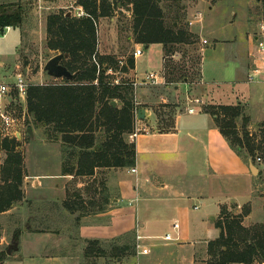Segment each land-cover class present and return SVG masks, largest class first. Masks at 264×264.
<instances>
[{
  "label": "rangeland",
  "instance_id": "obj_1",
  "mask_svg": "<svg viewBox=\"0 0 264 264\" xmlns=\"http://www.w3.org/2000/svg\"><path fill=\"white\" fill-rule=\"evenodd\" d=\"M2 1L0 0L1 3H5ZM30 2L31 10L38 9V0H30ZM77 5L75 1L72 6L68 5L62 8L51 9L50 12L45 13V16L43 14L41 17L36 13V16L31 17V19L29 18V22L24 26L26 33L22 38L21 44L19 42V33L16 29L7 32L6 35H3V31L0 30V61L3 62L0 65V82H13L18 71L24 72L25 78L29 83L42 84L62 81L63 77H53L44 70L47 60L58 52L51 50L47 46L46 17L49 13L60 10L74 14L76 10L75 6ZM161 6L167 24L174 23L175 26L184 28L191 33V42L179 45L178 50L173 55L164 58V62L166 59L172 60L177 64L183 63L184 67L192 75L191 80L194 81L191 87L194 88L193 91L195 92H192V94L202 98L204 105L234 102L233 96L227 91L228 89H224L225 87H217L213 86V84L206 85L201 82L202 80L200 81L201 66L203 68V75L211 81L220 80L219 75L222 73H224L223 77L225 80L234 78L232 60L238 62L240 67L246 68L248 64V38L249 35L253 36L260 31V24L264 19V0L162 1ZM198 12L201 13V17L198 16L201 19L196 17ZM44 17L45 22H43ZM190 21L193 23H190ZM131 23L132 13L130 5L122 7L118 3V6H114L110 16L99 17L98 52L100 54H115L121 60H126L136 46L139 45L142 47L144 53L142 52L143 55L137 59L138 71H145L147 73L153 71L158 73L161 70L164 79H166L165 67L159 70L162 63V54H164L162 53V45L154 43L150 47H144L141 44L134 43ZM204 39L207 40V43H204ZM19 44L20 50L18 51ZM220 57L222 61L218 63L217 61ZM225 63H228V65ZM25 68H28V72L24 71ZM113 74L117 78L128 76V74L121 72ZM250 77L248 76L247 79L249 80ZM134 79L136 80L135 77ZM196 86L197 89H195ZM137 87L139 85L135 87V92L139 94L140 90ZM239 94H242V92ZM176 98H180L181 102L183 100L180 93ZM4 100L7 103V100ZM6 109L21 119L18 123L20 132L18 149L22 154L24 175L22 190L24 197L11 211L16 215H21L20 221L16 222L15 217L8 218V216L0 215V258H8L3 264H18L16 257L19 258L24 255V247L28 244V241L35 238L34 236L37 232L42 233L41 231H44V228L39 226V224L47 223L46 215H44L46 209L50 212L51 218L49 223H47L50 226L46 228L48 231L49 229L53 231L54 234L50 236L44 235L40 240L38 239V249L40 250H33L32 252L43 253L44 249L54 242L60 244V249L62 248V250L69 252L67 255L71 258L70 260H75V263L71 261L72 264H120L116 255L110 254L112 251L111 244H115L117 240L127 245L126 256L132 255L135 230L139 225L136 219L132 221L131 215L127 214L128 223L125 226V230L120 232V235L97 239L98 243L95 244L89 243L88 237L87 240H85L86 238H81V242L77 241L76 238L72 237L74 231L70 230L75 224V220L81 219L82 215L89 214L95 210H106L116 205L114 196L118 192L115 184L120 176L113 173L111 168L100 167L96 169L95 174L86 175V177L84 175H73L67 181L65 178H54L55 175L61 174L62 169L61 142L47 140L44 128L41 125L28 122L30 115L26 107L25 98L8 104ZM161 110L164 109L162 108ZM170 120V117H165V121L170 122ZM29 128H31L32 134L28 132ZM248 128L252 132L256 131L255 125L253 123L250 124V119L248 121ZM129 139L133 140L130 136ZM225 159L226 163L222 165V170L226 172L239 171L235 160L227 156ZM250 160L255 165L259 164L252 158ZM48 175L50 177L46 178L45 176ZM122 176L127 177L128 175L125 172ZM252 180V194L249 201L242 203L243 200H235L228 196L222 199V206H226L233 213H239L246 207L250 208V213L243 219V222L248 226L258 222L264 223V169L254 174ZM56 182H59L58 187H56ZM241 182V186L247 185L245 178H242ZM223 187V192H226L227 189ZM79 193L83 200L94 198L96 200L94 206H91L87 201H80ZM239 193L243 194L242 191ZM104 196L108 197V201H104ZM66 199L76 201L72 205L75 207L73 211H69L63 204ZM190 203L201 204V201L192 199ZM126 205L127 202L125 201L121 207H126ZM209 206L206 203L205 205H201L200 209L193 210L192 212L201 214L202 218L208 220L209 224V219L206 218L204 213L205 208L209 209ZM31 212H37V215L30 221L28 216ZM40 213L42 214L40 215ZM94 214L95 212L90 214L91 217H88L92 219V222H95V217H92ZM213 216L214 218H211V222L214 224L220 216V211ZM55 219L56 221H54ZM88 222L90 221L88 220ZM15 227L18 230L17 240L19 249L13 250L12 254L8 255L6 249L14 239L13 230ZM210 227L213 229L211 225ZM57 228L58 230H55ZM214 231H217V229L215 228ZM140 232L147 235L142 230ZM209 234L210 231H206V229L202 232V236L204 237ZM69 235L71 236V240L68 238ZM205 239L200 238L201 241L195 242V244H198L196 249L197 264H206L205 261H207L205 259L203 262L201 261L202 257L205 256L204 246L207 244ZM84 240L85 242H82ZM164 241L166 240L162 238H146L145 244L149 247L150 252L147 255L138 257L140 264H146L147 262L150 264L149 259L154 257L157 250L161 248L158 245ZM176 242L175 239L168 241L169 244H176ZM90 244L93 251L88 250L87 255L83 256L85 249L87 250ZM95 248H103L105 250L104 254H100L102 252L98 250L95 252ZM136 260L137 258L135 257L133 262ZM259 263L257 261L254 264Z\"/></svg>",
  "mask_w": 264,
  "mask_h": 264
},
{
  "label": "trees",
  "instance_id": "obj_2",
  "mask_svg": "<svg viewBox=\"0 0 264 264\" xmlns=\"http://www.w3.org/2000/svg\"><path fill=\"white\" fill-rule=\"evenodd\" d=\"M162 1L180 0H76L83 14L60 10L47 15V46L64 54L61 63L75 73V77L30 83L25 101L30 115L28 122L41 125L47 140L61 142V174L93 175L100 167L135 166L136 144L129 139L135 130L138 108L132 84L135 57L132 52L120 64L117 55L98 52V19L110 16L118 3L122 7L130 5L133 42L144 47L160 43L163 58L169 57L179 45L191 42V33L174 23L167 24ZM23 21L22 4H0V30L6 26H21ZM164 67L165 85L174 86L192 78L183 63L165 59ZM109 70L128 76L116 81L117 77ZM205 111L214 117L220 132L240 156L246 160H255L258 154L264 156V121L256 126V131H250L249 118L240 103L208 104ZM18 146V138L3 136L0 132V215L15 217L16 222L20 221V214L5 213L24 197L22 154ZM83 201L91 206L96 203L94 198ZM104 201H108L107 196ZM75 202L66 199L63 204L73 211ZM249 213V207L239 213L221 207L215 221L219 235L207 243L206 264L264 262V223L246 225L243 219ZM13 231V240H17L16 227ZM89 241L98 243L97 239ZM91 244L84 254L93 251ZM133 248L134 244L132 254L135 253ZM97 250L102 255L105 252L103 248H95V252ZM111 250L110 254L116 258L127 255L124 243L111 244Z\"/></svg>",
  "mask_w": 264,
  "mask_h": 264
},
{
  "label": "crops",
  "instance_id": "obj_3",
  "mask_svg": "<svg viewBox=\"0 0 264 264\" xmlns=\"http://www.w3.org/2000/svg\"><path fill=\"white\" fill-rule=\"evenodd\" d=\"M75 1L38 0V9L31 10L30 0H3L2 2L5 3L0 2V4L20 3L24 9L23 24L15 27L10 26L9 29L4 28L3 35L16 29L21 44L26 33L24 26L31 17L36 16V13L40 17L43 14L45 16L51 9L72 6ZM75 7L74 14H77L82 8L78 5ZM43 22H45V17ZM247 43V69L240 67L238 62L232 60L234 78L225 80L224 73H222L219 75L220 80L211 81L203 75L201 66L200 81L202 80L201 82L206 85L213 84V86H222L225 87L224 89H228L227 91L230 92L235 101L226 103H240L244 107L246 115L249 116L250 124L253 123L256 127L264 121V50L260 51L258 48L260 43L264 44V34L258 31L253 36L249 35ZM137 59L138 57L135 58L134 72L136 80H139L146 77L148 73L138 71ZM221 61L220 57L217 62L221 63ZM2 64L3 62L0 61V65ZM225 64L228 65V63ZM163 67L164 58L162 54L159 70ZM24 71L28 72V68H25ZM157 74L164 78L161 70ZM248 76L252 78L250 77L248 80ZM192 84L194 81L188 80L180 81L174 86L144 83L137 87L140 90L139 94L135 92L136 104L138 105L135 121L137 135L133 138L136 144L135 166L137 173L130 172L129 168L111 167L113 173L120 176L115 184L118 192L114 196L116 205L106 210L92 211L91 213L95 212L92 215L95 217V222L88 218L91 217V213L82 215L81 219L75 220V224L70 230L74 231L72 237L76 238L77 241L81 242V238L87 240V237L89 239H101L107 236L120 235L128 223V214L131 215L132 221L133 219L138 221L140 230L149 236H162L171 232L176 237V244H169L168 241H164L158 245L161 248L157 250L153 258L149 259L150 264H197L196 249L198 244L195 242L201 241L200 238H206L205 241L208 243L209 240L219 235V229L215 223L211 222V216L219 213L223 203L222 199L228 196L235 200H243L242 203L250 200L252 177H254L249 165L251 160L250 158L244 159L229 145L215 124L214 117L205 111L207 104L195 105L196 110L194 112L188 110L194 104L189 100L195 97L192 94L195 92L193 91L194 88L191 87ZM240 92L242 94H239ZM179 93L182 95V102L180 98H176ZM162 108L164 110H161ZM165 117H170V122L165 121ZM226 156L237 162L239 171L226 172L221 169L222 165L226 163ZM256 166L258 173L262 168L259 164ZM125 172L128 176L121 177ZM45 177L48 178L50 175ZM72 177L71 174H59L55 175L54 178H65L67 181ZM242 178H245L246 186H241ZM58 186L59 182H56V187ZM223 186L227 189L226 192H223ZM241 191L242 195L239 193ZM138 192L140 194L139 200L130 204L129 202L137 196ZM192 199L200 200L201 204L190 203ZM122 201L127 202L126 207H121ZM206 203L210 205V208H205L204 212L206 218L209 219V224L208 220H204L201 214L192 212L200 209L201 205ZM238 206L240 205L238 204ZM12 209L6 211L5 214L12 213ZM35 215L37 212L29 213L28 219L31 221ZM44 215H46L45 218L49 223L51 218L47 209ZM175 221L179 223L178 230L172 228ZM47 223L39 224L44 228V231H41L42 233L35 232V238L29 240L24 247V255L19 258L16 257L18 264H72L71 261L75 263V260H70L71 258L67 255L69 252L60 249V244L54 242L45 248L43 253L32 252L33 250H40L38 249V239L40 240L44 235L54 234L53 231L50 229L48 231L46 228L50 226ZM215 228L217 231H214ZM205 229L206 231L209 230L210 234L204 237L202 232ZM68 238L71 240L70 235ZM120 243L116 240L115 244ZM57 248L59 249L57 250ZM204 253L202 262L208 258L207 244L204 246ZM7 259L0 261V264H3ZM134 259L133 253L129 256L118 257V262L120 264H132Z\"/></svg>",
  "mask_w": 264,
  "mask_h": 264
},
{
  "label": "built area",
  "instance_id": "obj_4",
  "mask_svg": "<svg viewBox=\"0 0 264 264\" xmlns=\"http://www.w3.org/2000/svg\"><path fill=\"white\" fill-rule=\"evenodd\" d=\"M83 9H80V11L77 13V15L83 14ZM201 17V13L198 12L196 14V17ZM198 17V18H199ZM201 19V18H199ZM190 23H193L190 21ZM10 26H6L5 29H9ZM260 33L264 34V19L261 21L260 24ZM204 43H207V40L204 39ZM258 48L260 51L264 50V44L260 43L258 45ZM142 47L137 45L136 48L133 50L134 57H139L142 55ZM123 63V60L120 61V64ZM109 72H112V70H109ZM118 73V72H115ZM119 78H116V81H118ZM149 83V84H166V81L163 77L158 75L155 72H150L147 74L146 77L141 78L139 80H134L132 82L134 88L140 84ZM30 83L26 80L24 72L18 71L15 75V79L13 82H0V132L3 136H15L16 138L19 137L20 132L18 129V123L21 120L19 117L15 116L13 113L8 111L6 107H8V104H12L14 101H20L26 98L27 96V90ZM21 98V99H20ZM7 100V103L5 100ZM191 103H194L192 106L189 107L190 112H194L196 110L195 105L197 104H203L202 98L195 96L189 99ZM136 118H137V112H136ZM137 135L136 127L134 132L130 134V137L133 139ZM19 139V138H18ZM255 160L261 165V168L264 169V157L262 155H258L255 157ZM130 172L137 173L136 166L129 168ZM139 192L137 193V196L133 198L132 202H137L139 200ZM195 208L197 206L195 205ZM139 225V224H138ZM172 228L174 230L179 229V223L177 221L173 222ZM146 238H162L166 241L174 240L176 237L171 234V232H167L162 236H149L142 234L140 232V228L138 227L135 230V239H134V248H135V257L137 260L133 262L132 264H140L138 261V257L141 255H147L150 252L149 247L145 244ZM255 262L249 263L254 264ZM259 264H264V262H260Z\"/></svg>",
  "mask_w": 264,
  "mask_h": 264
},
{
  "label": "water",
  "instance_id": "obj_5",
  "mask_svg": "<svg viewBox=\"0 0 264 264\" xmlns=\"http://www.w3.org/2000/svg\"><path fill=\"white\" fill-rule=\"evenodd\" d=\"M64 57V54L61 52L56 53L55 55L51 56L47 62L44 65V70L47 71V73L53 77H63L68 79H73L75 77V73H72L69 71L66 66H64L61 63L62 58ZM113 104L116 103V101L112 102ZM29 133L32 134L31 128L28 129ZM250 169L254 174L257 173L258 169L257 166L250 161L249 163ZM211 218H214V216H211ZM18 248V241L12 240V242L8 245L6 249L7 254H12L13 250H16Z\"/></svg>",
  "mask_w": 264,
  "mask_h": 264
}]
</instances>
